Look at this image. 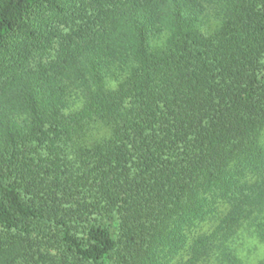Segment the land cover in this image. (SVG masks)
Returning a JSON list of instances; mask_svg holds the SVG:
<instances>
[{
  "label": "trees",
  "instance_id": "16d2710c",
  "mask_svg": "<svg viewBox=\"0 0 264 264\" xmlns=\"http://www.w3.org/2000/svg\"><path fill=\"white\" fill-rule=\"evenodd\" d=\"M244 235L264 0H0V264H251Z\"/></svg>",
  "mask_w": 264,
  "mask_h": 264
},
{
  "label": "rangeland",
  "instance_id": "374dc122",
  "mask_svg": "<svg viewBox=\"0 0 264 264\" xmlns=\"http://www.w3.org/2000/svg\"><path fill=\"white\" fill-rule=\"evenodd\" d=\"M243 246L249 248L251 251V255L249 256L251 264L255 263L257 258H260L264 255V243H257L254 240V237H249L246 235L245 239H243Z\"/></svg>",
  "mask_w": 264,
  "mask_h": 264
}]
</instances>
